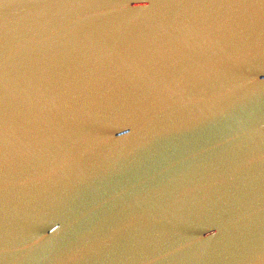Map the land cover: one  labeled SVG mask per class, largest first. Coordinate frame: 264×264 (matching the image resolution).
Returning <instances> with one entry per match:
<instances>
[{
  "label": "water",
  "instance_id": "95a60500",
  "mask_svg": "<svg viewBox=\"0 0 264 264\" xmlns=\"http://www.w3.org/2000/svg\"><path fill=\"white\" fill-rule=\"evenodd\" d=\"M0 264H264V0H0Z\"/></svg>",
  "mask_w": 264,
  "mask_h": 264
},
{
  "label": "snow or ice",
  "instance_id": "6c2138e0",
  "mask_svg": "<svg viewBox=\"0 0 264 264\" xmlns=\"http://www.w3.org/2000/svg\"><path fill=\"white\" fill-rule=\"evenodd\" d=\"M130 6V5H129Z\"/></svg>",
  "mask_w": 264,
  "mask_h": 264
}]
</instances>
